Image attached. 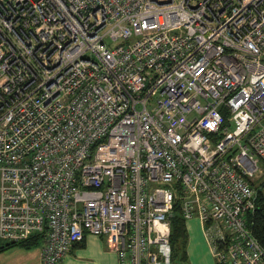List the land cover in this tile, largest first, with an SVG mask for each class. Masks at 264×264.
<instances>
[{"label": "built area", "instance_id": "1", "mask_svg": "<svg viewBox=\"0 0 264 264\" xmlns=\"http://www.w3.org/2000/svg\"><path fill=\"white\" fill-rule=\"evenodd\" d=\"M263 175L264 0H0V241L168 264L178 201L215 264H264Z\"/></svg>", "mask_w": 264, "mask_h": 264}, {"label": "crops", "instance_id": "2", "mask_svg": "<svg viewBox=\"0 0 264 264\" xmlns=\"http://www.w3.org/2000/svg\"><path fill=\"white\" fill-rule=\"evenodd\" d=\"M189 221L193 224L186 227V222ZM186 222H184L187 232L186 261L174 264H215L198 220L190 219ZM193 225H196L197 230ZM101 239L98 236L84 235L82 240L63 256L59 264H116L114 254L106 250ZM39 247L40 244L29 249L13 247L2 251L0 264H40Z\"/></svg>", "mask_w": 264, "mask_h": 264}, {"label": "trees", "instance_id": "3", "mask_svg": "<svg viewBox=\"0 0 264 264\" xmlns=\"http://www.w3.org/2000/svg\"><path fill=\"white\" fill-rule=\"evenodd\" d=\"M256 182L257 185L255 186L256 196L254 201V208L250 212L246 213L244 220L247 232L264 250V176L259 178ZM169 226L170 232L168 238V263L174 264L177 262H185L187 232L185 229V223L180 216L178 201L174 203L172 207V213L169 218ZM38 244H41L40 236L33 235L21 242H6L4 244H1L0 252L13 247L29 249L31 247L37 246Z\"/></svg>", "mask_w": 264, "mask_h": 264}, {"label": "rangeland", "instance_id": "4", "mask_svg": "<svg viewBox=\"0 0 264 264\" xmlns=\"http://www.w3.org/2000/svg\"><path fill=\"white\" fill-rule=\"evenodd\" d=\"M264 176V175H263ZM262 176V177H263ZM193 223H191V221H189L188 223L186 222V227H189V226H191ZM193 227H194V229L195 230H197V228H196V225H193ZM102 241H103V239H101ZM4 243H6V242H4V241H0V245L1 244H4ZM104 243V242H103ZM39 248H41V244H40V247ZM40 250V249H39Z\"/></svg>", "mask_w": 264, "mask_h": 264}]
</instances>
